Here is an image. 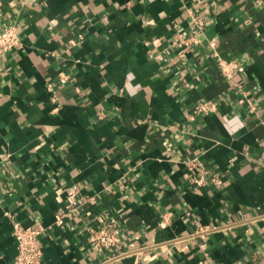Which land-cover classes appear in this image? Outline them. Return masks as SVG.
<instances>
[{
    "label": "crops",
    "instance_id": "obj_1",
    "mask_svg": "<svg viewBox=\"0 0 264 264\" xmlns=\"http://www.w3.org/2000/svg\"><path fill=\"white\" fill-rule=\"evenodd\" d=\"M188 7L205 21L196 42ZM10 26L0 264L13 220L45 227L43 264H264V0H0ZM71 194L83 203L57 225ZM105 224L119 256L88 240Z\"/></svg>",
    "mask_w": 264,
    "mask_h": 264
},
{
    "label": "built area",
    "instance_id": "obj_2",
    "mask_svg": "<svg viewBox=\"0 0 264 264\" xmlns=\"http://www.w3.org/2000/svg\"><path fill=\"white\" fill-rule=\"evenodd\" d=\"M186 14L190 17L194 26V34L190 38L192 42H196L197 35L204 32L205 21L199 14L198 9L188 7L185 9ZM21 44L19 36L13 26L7 27L3 34L0 33V49L3 52L17 48ZM222 66L224 75L231 77L237 65L234 62L224 63L219 62ZM247 101L248 98H245ZM211 106L205 102H200L196 105V111L207 112ZM261 163L264 165V155ZM188 171L193 174V181L197 186L205 185V169L200 162L193 158L186 162ZM212 182L217 185L221 181L218 178H213ZM83 203L81 198H77L74 194L69 195L68 203L64 209L59 210L55 215V223L62 224L64 218L70 216L77 211L78 206ZM45 230V227L39 223L34 225H23L20 221L13 220L12 222V235L16 241V255L13 264H43L42 256L43 250L40 241V235ZM87 237L90 243L98 251H107L112 248L115 251L121 249V240L115 230L111 229L109 224L102 226H88ZM121 255L119 251L115 256ZM198 264H215L208 257H203L198 261Z\"/></svg>",
    "mask_w": 264,
    "mask_h": 264
}]
</instances>
